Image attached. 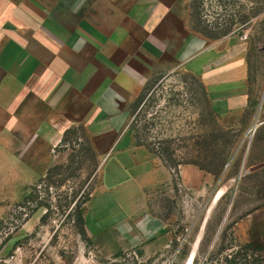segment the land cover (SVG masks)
Instances as JSON below:
<instances>
[{
  "label": "rangeland",
  "instance_id": "1",
  "mask_svg": "<svg viewBox=\"0 0 264 264\" xmlns=\"http://www.w3.org/2000/svg\"><path fill=\"white\" fill-rule=\"evenodd\" d=\"M0 264H264V0H0Z\"/></svg>",
  "mask_w": 264,
  "mask_h": 264
},
{
  "label": "crops",
  "instance_id": "2",
  "mask_svg": "<svg viewBox=\"0 0 264 264\" xmlns=\"http://www.w3.org/2000/svg\"><path fill=\"white\" fill-rule=\"evenodd\" d=\"M27 69H30V67H27L26 70ZM120 143L121 142H119L118 144ZM143 154H144V158L147 161L149 160V158H151V155L147 151H143ZM120 155L124 156V158L126 159L128 168L131 169L132 173L134 174V175L132 174L134 179H136L135 177H138L139 180L141 179L145 180L144 182L140 181L142 185L144 184L148 185V182H152L153 181L152 179L157 178V177H153V174L157 172L156 169L153 170L154 168L143 165L144 158L140 162L139 159H137V155H135L132 151H129V150L123 151ZM113 156H114V153L111 154L110 159H114ZM162 178H163V174L161 173V176L159 177V179H162ZM84 223L85 224L88 223L86 218L84 219ZM146 225L147 224H145V222L139 223V226H141L142 228L144 227V229L141 232L144 233L145 235H148L151 232L156 231V229L158 228L156 224H151L150 226H146Z\"/></svg>",
  "mask_w": 264,
  "mask_h": 264
},
{
  "label": "trees",
  "instance_id": "3",
  "mask_svg": "<svg viewBox=\"0 0 264 264\" xmlns=\"http://www.w3.org/2000/svg\"><path fill=\"white\" fill-rule=\"evenodd\" d=\"M82 198V199H81ZM81 198L76 202L78 204L76 216H75V223L78 229V233L81 235L83 240L88 243V237L86 236V231H85V225H84V219L82 216V211H81V206L86 204L90 200V193H86L85 196H81Z\"/></svg>",
  "mask_w": 264,
  "mask_h": 264
}]
</instances>
